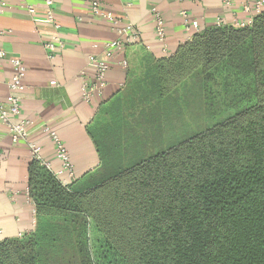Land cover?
Listing matches in <instances>:
<instances>
[{"label": "trees", "instance_id": "trees-1", "mask_svg": "<svg viewBox=\"0 0 264 264\" xmlns=\"http://www.w3.org/2000/svg\"><path fill=\"white\" fill-rule=\"evenodd\" d=\"M157 69L130 119L112 102L90 122L96 170L63 186L32 160L36 224L0 239V264H47L64 247L94 264L92 229L121 264H264V9L193 33ZM219 108L230 115L215 123ZM195 112L213 124L180 138L174 124Z\"/></svg>", "mask_w": 264, "mask_h": 264}, {"label": "crops", "instance_id": "crops-1", "mask_svg": "<svg viewBox=\"0 0 264 264\" xmlns=\"http://www.w3.org/2000/svg\"><path fill=\"white\" fill-rule=\"evenodd\" d=\"M4 1L7 7L0 14V51L18 58L25 69L24 87L19 95L21 117L31 123L28 140L40 148L42 161L54 172L59 163L44 128L55 131L73 166L74 180L100 166L98 147L89 130L90 122L102 115V109L113 102L121 115L130 119L134 113L132 106L141 105L137 97L155 87L161 60L187 43L193 33L217 27L219 19L223 26L233 27L235 22L244 24L256 16L252 8L244 12L243 0H229L230 7L222 0H152L164 19L166 49L163 50L155 38L154 20L145 0H131L130 6L125 0H54L58 33L26 11L27 6L43 11V0ZM94 1L123 23L132 24L140 38L110 61L102 95L86 104L81 99L77 76L89 56L101 55L102 47L117 38L110 23L90 17L89 6ZM182 11L198 23L197 30H186L180 16ZM57 37L66 42V47L50 60L43 43L54 42ZM14 72L6 60H0V104L7 102ZM31 162L27 143H12L7 128L0 123V239L20 237L36 224L27 196V169Z\"/></svg>", "mask_w": 264, "mask_h": 264}, {"label": "built area", "instance_id": "built-area-1", "mask_svg": "<svg viewBox=\"0 0 264 264\" xmlns=\"http://www.w3.org/2000/svg\"><path fill=\"white\" fill-rule=\"evenodd\" d=\"M127 6L131 5V0H125ZM181 1V0H178ZM224 5L230 7L229 0H222ZM244 12H249L250 8L254 9L256 16L264 9V0H243ZM149 5V12L154 20V34L157 42L166 49V30L164 19L158 9L152 4V0H145ZM44 9L38 11L33 6H27V13L35 19H41L43 22L52 26L55 32H59L60 25L56 22L54 13V0H43ZM4 0H0V14L6 9ZM89 15L93 19H99L110 23L117 31V38L102 47L101 55H92L87 59L85 68L78 74L77 79L80 82L81 99L86 104L92 103L93 99L100 97L107 85V74L110 70V61L115 58V55L121 52L127 45H130L140 38L139 31L130 23H123L121 19L115 17L108 12L103 6L94 1L89 6ZM180 16L183 20L187 31L197 30L198 23L192 20L186 12H181ZM255 18V17H254ZM251 18L246 23H233L234 28H243L251 26L253 19ZM217 27H222V20H217ZM44 50L48 55V59L53 60L54 55L63 51L66 47V42L62 38H55V41L43 43ZM0 60H6L15 70L12 80L8 85L9 97L5 104H0V123L4 125L7 130L11 142L16 144L19 142H26L31 153L32 160L44 166L49 171L50 165L42 161L40 148L29 142V129L31 123L21 117V103L22 98L19 92L24 87L25 69L22 62L16 58L7 55L4 51H0ZM126 66V62H122ZM51 141L54 151L55 160L59 163L57 171H51L54 176L60 181L63 186L68 185L74 180L73 166L69 160V156L62 144L59 136L55 131L49 127L44 128ZM28 196V192H27ZM1 234V231H0Z\"/></svg>", "mask_w": 264, "mask_h": 264}, {"label": "rangeland", "instance_id": "rangeland-1", "mask_svg": "<svg viewBox=\"0 0 264 264\" xmlns=\"http://www.w3.org/2000/svg\"><path fill=\"white\" fill-rule=\"evenodd\" d=\"M218 110H220L221 112L218 113L219 111L216 110L217 111L216 113L218 114H216L215 117L216 119L213 118V121L214 120L216 121V122L214 121L215 123L221 122L230 115V113L224 108H219ZM198 116L199 115L197 112H195L192 115L190 114L189 116L187 115V117L184 118V121L189 123L187 127L182 122H178L174 124V126H176L177 128L175 129L177 136L183 138V136L185 137V132H188L189 134L200 128L209 127L213 124V121L210 120H204L203 122L199 121L197 124H194L196 123ZM182 124L184 128H188V129L187 130L179 129L182 128L181 127ZM150 151L151 149L148 150V153H150ZM89 246L94 264H121L119 258L113 253H111L107 248L104 247L102 237L98 233L93 231V229L91 230L89 236ZM57 251L58 252H55L53 254H49V255L46 254L45 256H43V259L46 261L47 264H77L68 247H64Z\"/></svg>", "mask_w": 264, "mask_h": 264}]
</instances>
